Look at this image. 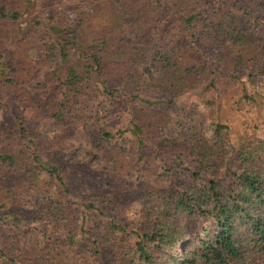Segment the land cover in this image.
I'll return each instance as SVG.
<instances>
[{"label": "trees", "instance_id": "obj_1", "mask_svg": "<svg viewBox=\"0 0 264 264\" xmlns=\"http://www.w3.org/2000/svg\"><path fill=\"white\" fill-rule=\"evenodd\" d=\"M39 7V0H0V107L11 111V101H21L64 130L107 114L117 127L99 126L101 140L132 138L151 165L135 218L107 223L110 264H230L264 256V133L228 149L205 136L176 138L162 128L175 100L155 95L142 70L149 63L145 44L159 40L169 46L178 93L202 94L236 79L255 98L247 83L264 80V37L243 20L255 15L264 25V0H70L33 15ZM34 37L38 48L30 47ZM55 63L53 83L35 79ZM92 135H84L87 154L101 157V143L89 144ZM0 138V228L44 234L41 223L49 220L66 231L81 216L86 233L87 213L105 214L95 200H74L52 151L24 119L17 117L15 133L0 128ZM35 195L50 205L32 223L10 210L8 203L33 204ZM8 246L0 231V259L28 264Z\"/></svg>", "mask_w": 264, "mask_h": 264}, {"label": "rangeland", "instance_id": "obj_2", "mask_svg": "<svg viewBox=\"0 0 264 264\" xmlns=\"http://www.w3.org/2000/svg\"><path fill=\"white\" fill-rule=\"evenodd\" d=\"M39 2L42 7L34 11L35 16H41L37 14L44 11L45 14L49 13L50 9L59 3L69 6L70 0ZM243 24L251 32L264 37V25L258 26L255 15L245 18ZM29 44L31 48H38L41 40L34 37L29 40ZM168 51L167 43L163 44L159 40L145 44L143 49L149 63L145 64L142 70L152 78L153 93L161 96L165 92L175 100L166 109L163 130L176 138L180 134H186L191 139L205 136L210 143L227 149L245 136L264 133L263 79L248 80L250 92L255 94L253 99L246 96L243 83L236 79L221 80L216 90L211 89L202 94L178 93L177 85H174L169 77L171 69L167 59ZM56 66L59 65L52 64L45 69V73H39L35 79L53 83L51 76ZM244 79H248V75L244 74ZM34 95L39 96L37 92ZM11 104V111L6 105L0 107V128L7 133H15L17 117L24 119L39 142L52 151L53 160L58 163L74 200H95L105 214L88 212L86 233L80 227L81 216L80 221L74 220L71 229L67 228L66 231H59V223L42 221L41 226L46 227L44 234H36L34 231L31 233L28 227L18 231L14 227L1 226L3 241L9 245L10 250H18L22 254L23 262L28 264H110L107 256L110 245L103 241L107 223L111 218L123 223L135 218L136 207L147 184L146 172L149 171L146 170L150 169V163L145 165L139 158L138 145L132 138L113 142L114 144L101 140L98 134L99 126L107 129L117 127L112 116L105 114L103 119H99L93 114L82 121L73 122L68 130H64L57 127L51 117L31 109L28 104L15 99ZM101 115L104 116L103 113ZM86 133L93 134L92 143L89 142L91 146L96 147L101 143V157L98 154H87L88 142L84 140ZM2 138L7 142L5 136ZM0 148H3V145H0ZM154 182L156 183V180ZM55 187L52 186L49 190ZM32 198L33 204L14 200L8 203V206L10 210L20 212L31 222L32 219L40 217L41 209L49 208L50 205L47 198L37 195ZM73 206L79 209L78 203ZM50 213L55 214L51 210ZM68 236L72 238L73 243H70L72 241ZM0 264L7 263L0 259ZM230 264H264V256L253 255L232 261Z\"/></svg>", "mask_w": 264, "mask_h": 264}]
</instances>
